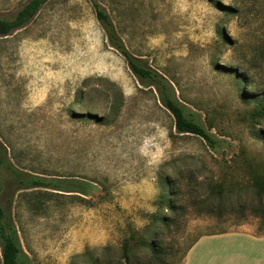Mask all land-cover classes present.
<instances>
[{"label": "rangeland", "instance_id": "obj_1", "mask_svg": "<svg viewBox=\"0 0 264 264\" xmlns=\"http://www.w3.org/2000/svg\"><path fill=\"white\" fill-rule=\"evenodd\" d=\"M27 1L0 0V18L11 20ZM94 3L126 49L172 84L214 148L176 132L155 90L110 46ZM259 98L264 0H47L0 36V143L19 171L87 187L17 191L0 170L1 203L29 264L115 263L125 247L147 264L139 241L153 239L148 225L169 214L167 199L186 214L160 241L180 253L200 234L261 235Z\"/></svg>", "mask_w": 264, "mask_h": 264}, {"label": "trees", "instance_id": "obj_2", "mask_svg": "<svg viewBox=\"0 0 264 264\" xmlns=\"http://www.w3.org/2000/svg\"><path fill=\"white\" fill-rule=\"evenodd\" d=\"M47 0H28L14 15L11 20L0 18V36L7 35L17 28H20L27 24L37 13L40 7ZM96 19L100 22L102 28L105 31L107 40L114 49H116L126 60V63L137 79L138 83L144 88L152 87L157 95L159 103L167 109L174 120V128L179 134H194L199 136L208 143L211 148H214L216 139L200 124L196 121L191 112L186 111L184 106L176 99L175 90L172 84L155 69L144 65L139 59L133 56L124 46L122 40L116 35L113 24L105 12L96 3L93 4ZM259 109L255 114L264 116V98L258 100ZM4 169L8 179L12 182L17 191L27 189H51L61 192H79L82 191V187H87L82 181L76 179H57V178H44L39 175L21 172L16 169L7 158L6 148L0 143V170ZM3 191L1 178H0V264H29V258L22 249L20 239L16 226L13 222L12 216L9 211H6L1 203V194ZM178 192H171V196H176ZM167 199V198H166ZM164 201V200H163ZM163 207L169 211V214L158 215L151 217L149 229L146 233L147 237H153L152 240L141 239L139 241V250L144 251L149 258L147 264H164L168 260L167 264H182L183 260L193 246V244L203 235L222 234L227 231L212 232L207 234H200L195 237L190 243L182 249H174L173 242L168 246L164 245L160 241V234L164 230L177 228L179 221L178 217H183L186 211H182L181 207L177 205L174 200H165ZM159 206V204L157 205ZM198 214L203 212L202 209H195ZM157 228V231L155 229ZM264 235V232L261 234ZM167 247H164V246ZM135 253H131L126 247L123 250L120 258L112 263L111 261L101 262L98 258H94L90 264H136L137 258H134ZM145 264V263H144Z\"/></svg>", "mask_w": 264, "mask_h": 264}, {"label": "crops", "instance_id": "obj_3", "mask_svg": "<svg viewBox=\"0 0 264 264\" xmlns=\"http://www.w3.org/2000/svg\"><path fill=\"white\" fill-rule=\"evenodd\" d=\"M182 264H264V235L246 231L203 235Z\"/></svg>", "mask_w": 264, "mask_h": 264}]
</instances>
